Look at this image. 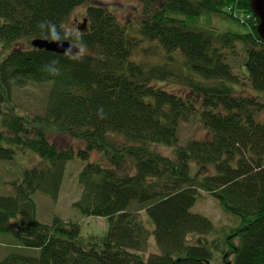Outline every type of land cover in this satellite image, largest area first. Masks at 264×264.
<instances>
[{
  "label": "trees",
  "instance_id": "16d2710c",
  "mask_svg": "<svg viewBox=\"0 0 264 264\" xmlns=\"http://www.w3.org/2000/svg\"><path fill=\"white\" fill-rule=\"evenodd\" d=\"M141 2L126 24L97 0H0V159H13L16 148L41 159L0 194V232L40 253L11 251L0 264H264L260 20L250 0ZM81 6L86 26L73 29L67 22ZM212 15L248 29L198 23ZM35 38L67 40L81 52L35 48ZM237 83L257 94L239 92ZM29 85L47 87L42 114L14 107V91ZM190 120L207 134L179 144ZM47 129L83 145L60 147ZM95 152L100 159H91ZM75 158L82 167L73 205L104 218L103 234L38 218L34 193L57 200ZM203 191L238 224L217 228L194 212ZM151 238L156 252L146 256Z\"/></svg>",
  "mask_w": 264,
  "mask_h": 264
},
{
  "label": "rangeland",
  "instance_id": "374dc122",
  "mask_svg": "<svg viewBox=\"0 0 264 264\" xmlns=\"http://www.w3.org/2000/svg\"><path fill=\"white\" fill-rule=\"evenodd\" d=\"M109 8L122 23H129L135 18V10L142 8L141 0H97ZM157 1V0H156ZM85 7H77L71 14L70 23L73 29H76L77 25L83 23ZM201 18L198 23L210 24L212 27H216L219 31L234 30L238 32L247 31L248 27L238 23L236 20L225 19L218 15H212L209 19ZM30 40V45H32ZM22 46L27 48L29 44L18 43L15 47ZM36 48V47H35ZM230 62V61H229ZM173 87H176L173 85ZM235 88L246 95L257 94L255 90L247 85L235 84ZM47 92L45 85H29L16 89L13 93V100L15 102V109L18 112L27 115L42 114L43 104ZM2 129V127H0ZM49 129V128H48ZM47 129V135L50 141L56 143L60 147H72L78 148L82 146V142L71 138L64 131L55 129ZM207 130L202 126L200 121L190 120L189 122H183L179 131V144H183L188 138L202 139L206 136ZM157 150L165 154H171V148L166 146H155ZM91 159H100L98 153H93ZM41 159L35 153L30 152L28 149L16 148L14 158L11 160L0 159V194H9L12 192V186L8 182L12 180L16 175L24 168L38 164ZM82 167V163L79 159L75 158L68 163L64 181L61 185V189L57 200H53L48 195L37 191L34 193L33 198L37 203L38 218L42 222H51L54 217L58 216L66 221L77 222L83 232L103 234L106 231L105 219L102 217L86 216L83 215L79 209H77L73 202L79 198L80 188L77 183V175ZM194 212L200 213L209 217L217 228L224 225H237L238 218L233 217L225 213L219 206L218 200L206 192H202L199 199L192 207ZM142 218L146 222L148 227L152 225L148 222L145 215ZM16 239L13 234L8 232H0V260L11 251H19L27 255L37 256L40 253L39 248L33 247H18L16 248ZM150 252H156V247L153 238L150 239L148 251L146 256Z\"/></svg>",
  "mask_w": 264,
  "mask_h": 264
},
{
  "label": "water",
  "instance_id": "95a60500",
  "mask_svg": "<svg viewBox=\"0 0 264 264\" xmlns=\"http://www.w3.org/2000/svg\"><path fill=\"white\" fill-rule=\"evenodd\" d=\"M250 6L253 13L259 18V24L257 31L262 39H264V0H250ZM87 19L84 18L83 25L78 26V29H84ZM32 45L39 49H45L47 51L62 53V54H74L80 53L81 49L75 44L67 40H47L44 38L32 39Z\"/></svg>",
  "mask_w": 264,
  "mask_h": 264
}]
</instances>
